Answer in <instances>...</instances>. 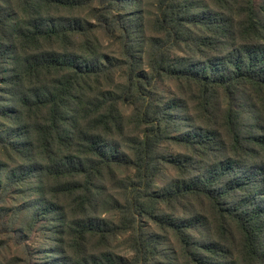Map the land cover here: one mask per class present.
I'll use <instances>...</instances> for the list:
<instances>
[{
	"label": "trees",
	"instance_id": "16d2710c",
	"mask_svg": "<svg viewBox=\"0 0 264 264\" xmlns=\"http://www.w3.org/2000/svg\"><path fill=\"white\" fill-rule=\"evenodd\" d=\"M0 264H264V0H0Z\"/></svg>",
	"mask_w": 264,
	"mask_h": 264
},
{
	"label": "rangeland",
	"instance_id": "374dc122",
	"mask_svg": "<svg viewBox=\"0 0 264 264\" xmlns=\"http://www.w3.org/2000/svg\"><path fill=\"white\" fill-rule=\"evenodd\" d=\"M27 242L33 248H44L45 239L40 230H35L28 238Z\"/></svg>",
	"mask_w": 264,
	"mask_h": 264
}]
</instances>
